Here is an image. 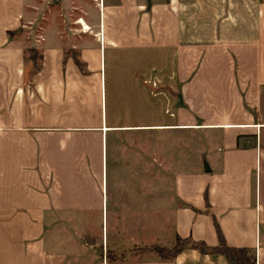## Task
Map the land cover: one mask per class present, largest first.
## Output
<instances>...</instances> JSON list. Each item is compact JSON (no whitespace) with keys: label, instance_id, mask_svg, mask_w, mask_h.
Segmentation results:
<instances>
[{"label":"crops","instance_id":"crops-1","mask_svg":"<svg viewBox=\"0 0 264 264\" xmlns=\"http://www.w3.org/2000/svg\"><path fill=\"white\" fill-rule=\"evenodd\" d=\"M215 224L264 264V0H0V264H233L151 249Z\"/></svg>","mask_w":264,"mask_h":264},{"label":"rangeland","instance_id":"rangeland-1","mask_svg":"<svg viewBox=\"0 0 264 264\" xmlns=\"http://www.w3.org/2000/svg\"><path fill=\"white\" fill-rule=\"evenodd\" d=\"M170 142H171V138L169 137L168 144ZM185 163H187V162H185ZM171 175H172L171 172H165V171L153 169V180L154 181L155 180H157V181H167V180L171 179ZM161 192H164V190L161 189V188H156V191H154V189H153V194H155L154 196L158 197ZM161 198L163 199L165 197L163 196ZM161 198L158 197L156 199V201H157V203L155 202L156 203V207H154V205H153L152 214L150 215L149 213H145V215H146V218H147L146 220H149V219L152 220V229H158L159 231L162 230L163 231L162 233H165L164 232V229H165L164 228V224L166 223V220H165V218H163V216H162V218H160L159 213H158V211L162 210L161 209L162 208L161 207V202H162ZM157 207H158V209H157ZM71 222H72L73 227L76 230H78L79 229L78 224H76L74 221H71ZM130 222L132 223L133 220H131ZM86 226L87 227L85 229H83L84 231H82L81 228L79 229V230H81L80 233L78 232V235H75L76 239H72V241L74 242V240H75L76 244H78L80 242L84 243L85 241L89 242L93 246V249L95 251H97L99 249L98 247H99V240H100V237H99L100 227L97 224V221H88ZM148 228H149V225H148ZM75 243L73 245H75ZM173 244L170 247H163V246H157L156 245V246H152L151 249L154 252H156L157 254H159V252H161V251H163V252H167L168 250L170 251V249L172 248ZM133 248H135V247H131V248H129V250H131ZM169 251H168V253H169ZM107 256H109V257L112 256V253L108 252ZM93 259H95L94 256H93V258L89 259V262L91 260H93ZM94 263L96 264L95 261L93 262V264Z\"/></svg>","mask_w":264,"mask_h":264},{"label":"trees","instance_id":"trees-1","mask_svg":"<svg viewBox=\"0 0 264 264\" xmlns=\"http://www.w3.org/2000/svg\"><path fill=\"white\" fill-rule=\"evenodd\" d=\"M215 230L218 238V243L214 245L207 244L204 241L191 240L189 238H181L177 236L175 242L170 249L169 253L159 252L162 258H170L178 253L183 248H196L201 253H217L222 254L228 260V262L233 264H256L254 254H252L245 247H233L226 243L221 230L218 225L215 224Z\"/></svg>","mask_w":264,"mask_h":264}]
</instances>
